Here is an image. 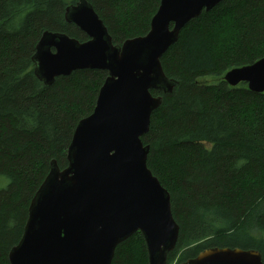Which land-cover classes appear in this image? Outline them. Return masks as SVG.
<instances>
[{
	"label": "trees",
	"instance_id": "obj_1",
	"mask_svg": "<svg viewBox=\"0 0 264 264\" xmlns=\"http://www.w3.org/2000/svg\"><path fill=\"white\" fill-rule=\"evenodd\" d=\"M76 0H0V264L23 237L29 207L50 172L68 165L78 123L91 115L108 73L75 71L45 86L33 57L44 32L82 43L65 20ZM115 45L143 37L161 0H88ZM162 57L179 83L151 118L143 138L148 168L171 195L180 226L167 264L208 249L259 252L264 260V93L224 75L264 58V0H224L183 28ZM212 80V81H210ZM153 96L158 94L153 90ZM141 233L116 249L112 264H148Z\"/></svg>",
	"mask_w": 264,
	"mask_h": 264
},
{
	"label": "water",
	"instance_id": "obj_2",
	"mask_svg": "<svg viewBox=\"0 0 264 264\" xmlns=\"http://www.w3.org/2000/svg\"><path fill=\"white\" fill-rule=\"evenodd\" d=\"M224 0H161L143 37L115 45L88 0L66 8L65 20L89 38L85 43L44 32L33 57L36 79L47 87L75 71L108 73L96 107L82 119L67 153L68 165L50 172L31 201L23 237L9 253L10 264H112L116 249L141 233L148 264H167L180 226L171 195L148 168L150 146L142 138L151 118L179 83L161 60L190 21ZM231 87L241 83L264 93V58L231 69ZM158 96H153L152 91ZM182 264H264L259 252L213 248Z\"/></svg>",
	"mask_w": 264,
	"mask_h": 264
},
{
	"label": "rangeland",
	"instance_id": "obj_3",
	"mask_svg": "<svg viewBox=\"0 0 264 264\" xmlns=\"http://www.w3.org/2000/svg\"><path fill=\"white\" fill-rule=\"evenodd\" d=\"M225 76V75H224ZM212 81V80H210ZM68 153V152H67ZM10 184V179L6 176H0V190L7 188ZM176 264V263H175Z\"/></svg>",
	"mask_w": 264,
	"mask_h": 264
},
{
	"label": "bare ground",
	"instance_id": "obj_4",
	"mask_svg": "<svg viewBox=\"0 0 264 264\" xmlns=\"http://www.w3.org/2000/svg\"><path fill=\"white\" fill-rule=\"evenodd\" d=\"M190 22H191V20L185 25V27H186ZM170 48H171V47H169V49H170ZM169 49H168V50H169ZM168 50H167V51H168ZM167 51H166V52H167Z\"/></svg>",
	"mask_w": 264,
	"mask_h": 264
}]
</instances>
